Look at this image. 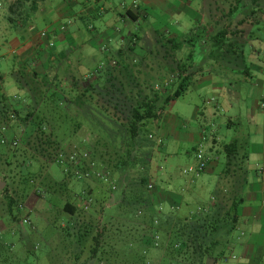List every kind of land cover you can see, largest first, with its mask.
Listing matches in <instances>:
<instances>
[{
    "label": "trees",
    "instance_id": "trees-1",
    "mask_svg": "<svg viewBox=\"0 0 264 264\" xmlns=\"http://www.w3.org/2000/svg\"><path fill=\"white\" fill-rule=\"evenodd\" d=\"M39 1L43 0H16L11 7L21 8L29 2L35 8ZM239 1V14H235V20L240 17L237 24L241 27L256 11L245 5L243 0ZM250 1V5H257V0ZM234 11L238 12L236 7L229 9L230 18ZM228 35L232 37L228 38ZM244 35L241 30L228 32L223 29L210 35L196 32L183 39H160L154 42L155 52L148 50L140 57L133 53L131 45H127L111 54L103 69L96 70L87 78L74 79L69 71L64 70L62 79L68 80L65 84H62L60 76L50 79L33 72L28 105L16 109L0 98V130L9 126L13 133L16 131L11 140L0 135V141L4 140L0 151L3 155L11 154L10 151L16 150L15 137H20L26 153L23 166L28 168L25 185L33 187L32 178L42 179L43 170L49 165L60 167L65 186L72 180L85 182L74 175L75 168H81L75 164L77 161L62 168L56 163V156L87 150L90 161L109 171L115 179L114 191L95 182L111 194H117L104 226L115 213H120L130 228L122 246L125 258L122 264H150L148 254L153 250L160 253L158 264H205L207 259L214 262L226 260L232 249L229 237L237 226L238 211L244 200L243 188L248 172V146L244 139L235 138L223 145L225 164L218 175L217 186L206 206L200 207L192 217L179 216L174 211L165 214L154 208L152 193L147 186L153 149L160 141L152 132L153 125L171 102L188 91L191 76L202 73L205 61L223 60L230 68L240 67L238 62L244 64V43L238 42H244ZM256 39L255 33L249 32L245 41ZM185 47L189 52L174 69L160 65L158 58L163 56L160 51L164 52L163 58H167L170 52L174 55ZM164 71L172 73L168 81L161 78ZM212 72L216 71L212 69ZM250 74L245 66L238 69L237 75L251 78ZM57 129L72 135L85 129L89 139L81 145V151L79 145L62 149L56 141ZM80 191L82 207L85 208L84 202L90 198L92 202L87 210L92 211L94 197L83 192L85 189ZM6 208L13 221L22 214L12 196H6ZM61 214L67 222L65 227H61L58 217L54 222L56 229L66 236H73L77 246L83 245L82 251H85L84 244L89 242L88 258L81 260V256L75 254L77 259L71 264H109L115 252L110 244L113 239L105 234L104 226L96 232L100 218H96L97 222L91 219L85 224L79 223L71 201L65 202Z\"/></svg>",
    "mask_w": 264,
    "mask_h": 264
},
{
    "label": "crops",
    "instance_id": "crops-1",
    "mask_svg": "<svg viewBox=\"0 0 264 264\" xmlns=\"http://www.w3.org/2000/svg\"><path fill=\"white\" fill-rule=\"evenodd\" d=\"M15 1L0 0V13L3 7H7L8 11L6 16L2 18L0 16V43L1 45H16L15 49L8 50L0 57V63L3 65V72L0 71V98L2 97L6 103L16 109L28 105L31 101L29 89L33 86L32 79H30L33 72L49 78L60 76L62 84L68 83L67 78L62 79L64 70L69 71L73 77L74 71L87 64H93L99 69L100 63L105 65L111 54L122 50L127 45H131L133 53L140 57L146 52L140 46L146 40L153 39L154 42L160 39L177 40L199 32L197 29L195 31L190 21L195 15L201 17L202 25L199 30L205 35L223 29L228 32L235 31V29L241 30L237 24L240 17L238 16L235 20V14H239V0H136V8L131 6L133 0H43L37 2L35 8L31 7L29 2H25L21 8L17 9L11 7ZM231 7H236L238 12L234 11L230 18L228 11ZM5 20L7 23H4ZM28 21L32 23L29 26V34L26 36L24 32L25 36H22V42L17 46L16 37L17 32L20 31L17 27L21 29L22 25ZM259 21L264 23V14ZM36 23L46 25L44 31L54 43L52 49L46 46V39L39 37V32L32 34L35 26L38 25ZM255 25L249 26L244 35V42L238 40L239 44L244 43L242 49L244 64L238 62L240 67L230 68L223 60L213 62L219 65L220 70L222 68L232 69L231 75L234 77L238 74V69L249 66L254 71L250 75L254 79L253 88L256 89L252 94L253 98L250 97L252 104L246 116L247 124L251 125L247 170L251 171L253 176L246 179L243 188L244 200L238 211L239 217L240 215L247 217L240 227V233L247 235L248 238L245 241L235 240L229 253L230 257H235V259L232 261L229 257L221 260L222 264H248L249 261L264 264V258L257 259L258 254L264 253V64L258 61V56L264 54V42H260L258 38L245 41L249 32L254 31ZM231 37L228 35V38ZM236 49L239 52V49ZM160 52L164 56V52ZM188 52V47H185L174 55L170 52L167 58L159 57L158 61L161 66L174 69L176 63ZM209 62L205 61L202 68ZM206 69L204 68L202 73H194L191 76L189 89H210L214 101L218 99L215 110H208L205 107L195 110V114L210 127V122L213 121L211 119L220 108L218 106L224 104L226 108H231L233 107L231 102L237 101L238 97L234 100L235 94L226 87L228 83L225 75L220 72L213 73L212 68ZM8 75L13 76L14 79L7 80ZM226 75L230 74L226 73ZM88 76V73H84L80 75V78ZM164 113L160 117H163ZM179 119L177 115L176 120L180 124ZM156 124L153 125L152 132L161 142L157 144V148L153 149L152 154V175L149 183L152 185L153 205L162 213L174 211L179 215L184 206L199 201L203 196L204 188L209 183L207 176L210 177L218 170L219 159L217 150L214 149V146L218 145V139L214 133L210 134L208 139L203 133L199 134L200 140L195 154L200 150L198 147L201 146L202 141H208L204 154L207 160L206 168L193 177L178 180L176 179L178 176L175 175L176 165L170 159L177 158L180 154L184 155V147H175V144L171 147L163 146V139L156 130L159 128ZM5 128L4 131L0 130V135L8 140L13 139L15 132L9 130V126ZM190 135L193 134L190 133ZM211 137L214 138L211 142L214 144L213 147L210 145ZM0 152V158L8 157V155H3L2 151ZM157 158L162 163L161 167L155 164ZM80 183L84 184V182ZM83 189H86L83 191L85 193L91 195L94 193L92 187L85 186ZM81 193L82 191L71 192V205L76 209L75 217L78 222L81 221V214L85 212L80 199ZM48 208L51 209L50 206ZM58 222L61 227H65L67 219L60 215ZM236 244L240 248L237 254L234 253ZM1 246L2 244H0V252L3 250Z\"/></svg>",
    "mask_w": 264,
    "mask_h": 264
},
{
    "label": "rangeland",
    "instance_id": "rangeland-1",
    "mask_svg": "<svg viewBox=\"0 0 264 264\" xmlns=\"http://www.w3.org/2000/svg\"><path fill=\"white\" fill-rule=\"evenodd\" d=\"M243 1L245 5H249L250 9L256 12L241 26V31L246 33L249 26L256 24L253 31L255 37L258 38L260 42H264V23L259 21L262 14H264V0H257V5H255V7L253 4L250 5V0ZM244 10L245 9L242 11ZM0 14L1 18L4 15L6 16L8 14L7 7H3ZM244 14L245 12L243 15ZM191 18L190 21L192 26L195 31L197 29L200 33L201 30H199V28L202 25L201 17L195 15ZM4 23H7L6 20ZM30 25H32V23L28 21V23L22 25L21 29L17 27V29L20 30L17 32L16 37L18 40L17 46L22 42V36H25L24 32H26V36L29 34L28 30ZM45 26V24L39 23L35 26L32 34L33 32H39L38 34H40L45 30ZM140 46L143 47L144 51L151 50L155 52V49H157L153 39L144 41ZM15 48L16 45H1L0 43V57L6 54L8 50ZM246 49L249 50V48ZM153 55L157 57V54ZM136 56H138V54H136ZM258 61L264 64V54L258 56ZM102 65L101 63L99 64V70L104 68V65ZM2 66V63H0L1 72H3ZM247 67L249 68V66ZM204 68H212L213 71L217 73H219L218 70H220L219 65L213 62H209ZM96 70L98 69L95 65L87 64L74 71L73 77L80 78V75L84 73L91 75ZM223 70L224 72L222 73L230 74L226 75L225 78L228 83L226 87L235 94L234 100H236L237 97L238 99L235 102H231L233 105L231 108H226L224 104H220V106H218L220 108L215 112L214 118L211 119L213 121L212 123L210 122V127L202 118L195 114L196 109L199 110L204 107L208 110H215V107L218 105V99L214 101V96L210 89H188L182 97L168 105V108L164 111L163 117L157 120L156 125H158L159 128L156 130H158L159 134L162 136L163 146L167 147L169 145L171 147L172 144H175V147H184V155L180 154L177 158L174 157L170 159L176 165L175 175L178 176V178H176L178 180L195 176L193 173L184 174L183 171L187 170L190 166L194 167L196 163L195 149L199 144V134L203 133L206 139H208L210 134L214 133L218 139V145L214 146V149L217 150L219 159L218 170L211 174L210 177L207 176L209 178V183L206 185L207 187L204 188L203 196L199 201L182 208L180 214L183 216L192 217L197 212L200 205L206 206L210 194L213 193L217 186L218 175L224 168L225 156L223 153V145L230 143L235 138H242V140L244 139L247 142V146L249 145L251 125L247 124L248 118L246 116L252 104V94L256 91V89L253 88L254 79L252 77L248 78L246 75H236V77H234L231 75L233 72L229 71V69ZM249 70L250 73L254 72L250 68ZM171 76L172 73L170 71H164L161 78L168 81ZM52 77L53 76H50V79H52ZM6 79L12 81L14 77L8 75ZM230 96L232 95L230 94ZM41 106L44 108V105ZM41 106L39 108H41ZM177 115L180 117V124L176 120ZM58 124L61 123L58 122ZM190 133L193 135H190ZM56 136V141L60 148L68 149L79 145L80 151L82 150L81 145H84L89 139L85 129L80 130L75 135L57 129ZM15 138H17L15 139L17 141L16 150L10 151L11 154L8 155L6 161L4 159L0 160V182L4 183V186L0 189V244H2L1 247L3 248L0 252V264H71L76 261L77 258L75 257L77 256H81V260H86L89 256V253H87L89 242L83 243L86 252L82 251L81 248L83 245L77 246L74 243V237L62 234V232L56 229L54 222L62 215L61 209L65 202L71 201V192L76 193L85 188V186H88L93 188L92 190L94 193L92 196L94 197L95 204L91 207L92 212L91 210H84L85 212L81 214V221H79V223L85 224L91 219H95L97 222L96 218H100L98 219L99 226L96 230V232H100V229H102L101 227L104 226L105 218L108 219V211L111 205H114L117 194H111L108 189L99 186L95 181H85L84 184L86 185L83 186V183L72 180L65 186L62 180L61 169L56 165L47 166L45 170H43L42 179L32 178L34 182L32 185L33 187H31V185H25L24 179L28 176V168L23 166V163H26V153L23 151V144L20 141V137ZM212 140H214L213 137L210 138L211 147L214 145L211 144ZM207 144L208 141L206 142L205 140L202 141L201 146L198 147L203 154H205L207 150ZM82 151L87 152L85 149ZM155 164L158 167L162 166L158 158L155 160ZM247 164L248 163H246V167ZM151 173L152 171H150V176L152 175ZM251 176H253V173L248 171L247 177L250 178ZM157 184L160 185V182L157 181ZM6 196H12L17 201V205L21 208L20 211H22V214L16 221L11 220L8 216ZM48 206L51 207L50 210ZM101 207H103L104 210ZM90 213L91 215H89ZM180 214L179 216H181ZM25 220H27V222ZM246 220L247 217L240 215L237 226L229 237L232 244L235 240L245 241L248 238L247 235H241L240 233V227ZM125 222L126 221L120 216V213H115L112 218L109 219V223L104 226V229H106L105 234L108 238L110 237L113 239V242L110 244L114 246L115 250L114 256L110 257L111 261L109 264H122V262H124L123 260L125 258L122 255V246L124 245V239L125 241L127 240L125 238V236L128 235L126 232H130V228L125 225ZM73 235H75V233ZM238 246L236 244V248H234L235 254L240 251ZM75 254H77V256H75ZM259 257L264 258V253L258 254L257 259H259ZM233 259H235V257L231 256L230 260L233 261ZM159 260L160 253L158 251L153 250L149 252L147 261L150 264H158ZM249 262L248 264H255L254 261ZM214 263L213 261L212 264ZM215 264H222V262L218 260Z\"/></svg>",
    "mask_w": 264,
    "mask_h": 264
},
{
    "label": "built area",
    "instance_id": "built-area-1",
    "mask_svg": "<svg viewBox=\"0 0 264 264\" xmlns=\"http://www.w3.org/2000/svg\"><path fill=\"white\" fill-rule=\"evenodd\" d=\"M132 8H136L137 2L136 0H133L131 4ZM39 37L41 39H46L47 40V47L49 49H52L54 46V43L51 39L48 37V33L46 31H42L39 34ZM5 129H2L4 131ZM4 140L0 141V146L3 145ZM160 143V141H158ZM196 165L194 167H189L187 170H184L183 173H193L195 175L203 172L206 168L207 160L204 157V154L201 150H198L196 156ZM77 161V162H76ZM79 164L81 168H75L74 170V175L78 180L82 181H98L104 185H106L110 190L114 191L116 186H115V179L114 177L110 174L109 171L105 170L104 168L96 165L95 162L90 161L89 155L87 152L82 151V152H72L69 153L68 155H63L62 153H59L56 156V163H58L62 168L63 166H67V164L74 163ZM67 171V169H64ZM147 188L149 190L152 189V185L149 183ZM92 202L90 198L84 202V209H88L89 204ZM27 222V220H25ZM24 221V222H25Z\"/></svg>",
    "mask_w": 264,
    "mask_h": 264
},
{
    "label": "water",
    "instance_id": "water-1",
    "mask_svg": "<svg viewBox=\"0 0 264 264\" xmlns=\"http://www.w3.org/2000/svg\"><path fill=\"white\" fill-rule=\"evenodd\" d=\"M4 186L3 182H0V189ZM213 260L207 259L205 264H212Z\"/></svg>",
    "mask_w": 264,
    "mask_h": 264
}]
</instances>
